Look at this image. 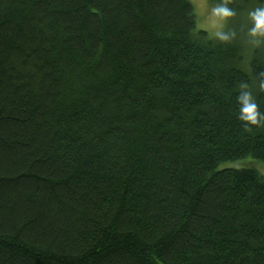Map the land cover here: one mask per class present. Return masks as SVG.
<instances>
[{
  "label": "trees",
  "instance_id": "16d2710c",
  "mask_svg": "<svg viewBox=\"0 0 264 264\" xmlns=\"http://www.w3.org/2000/svg\"><path fill=\"white\" fill-rule=\"evenodd\" d=\"M242 31L189 0H0V264H264V177L220 168L264 163Z\"/></svg>",
  "mask_w": 264,
  "mask_h": 264
},
{
  "label": "rangeland",
  "instance_id": "374dc122",
  "mask_svg": "<svg viewBox=\"0 0 264 264\" xmlns=\"http://www.w3.org/2000/svg\"><path fill=\"white\" fill-rule=\"evenodd\" d=\"M189 1L193 4L195 9L197 28L208 32L211 37L219 38L228 35H239L241 31L244 30L245 33L241 39L245 46L247 44V49H251L252 47H264V36H253L250 32L253 22H250L249 24V22L245 23L244 19H241L240 21L236 19L234 20L223 11H220L219 8L221 6L213 3L212 0ZM251 11L252 9H249L245 16L250 17L249 13ZM224 167L254 168L264 177V163L252 158H246L233 163H226L221 165L220 168Z\"/></svg>",
  "mask_w": 264,
  "mask_h": 264
},
{
  "label": "clouds",
  "instance_id": "9594fccd",
  "mask_svg": "<svg viewBox=\"0 0 264 264\" xmlns=\"http://www.w3.org/2000/svg\"><path fill=\"white\" fill-rule=\"evenodd\" d=\"M226 15L231 14V10L224 6L219 8ZM252 19V27L250 32L253 36H264V6L257 7L249 13ZM227 39V37H223ZM261 79H259V87L264 90V73L259 74ZM249 85L244 83L241 85V91L237 95L236 99L239 104V120L245 123V128L251 131L250 126L259 127L262 122H264V112L259 111L256 99L253 96L252 91L248 90Z\"/></svg>",
  "mask_w": 264,
  "mask_h": 264
}]
</instances>
